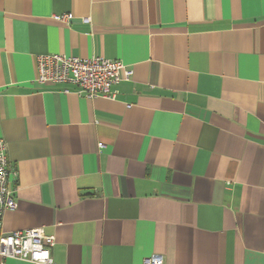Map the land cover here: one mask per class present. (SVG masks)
Returning <instances> with one entry per match:
<instances>
[{
    "label": "crops",
    "instance_id": "crops-1",
    "mask_svg": "<svg viewBox=\"0 0 264 264\" xmlns=\"http://www.w3.org/2000/svg\"><path fill=\"white\" fill-rule=\"evenodd\" d=\"M46 53L134 73L89 99L36 81ZM0 138L2 229L54 264H264V0H0Z\"/></svg>",
    "mask_w": 264,
    "mask_h": 264
},
{
    "label": "built area",
    "instance_id": "built-area-1",
    "mask_svg": "<svg viewBox=\"0 0 264 264\" xmlns=\"http://www.w3.org/2000/svg\"><path fill=\"white\" fill-rule=\"evenodd\" d=\"M56 20L69 23L72 15L62 13ZM36 81L40 84H73L76 92L89 99L105 97L114 99V87L130 80L133 68L121 60L104 56L83 58L61 53H46L37 56ZM69 93V89L64 90ZM100 148L103 144L100 143ZM11 169L8 158V143L0 138V264L10 258L30 261L34 264H54L52 249L56 237L43 228L3 231V217L7 210H14L18 203L11 187ZM145 264H165L162 255H154Z\"/></svg>",
    "mask_w": 264,
    "mask_h": 264
}]
</instances>
